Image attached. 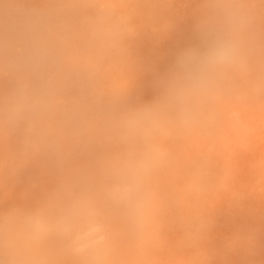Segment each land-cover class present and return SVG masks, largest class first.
Listing matches in <instances>:
<instances>
[{
  "label": "clouds",
  "instance_id": "obj_1",
  "mask_svg": "<svg viewBox=\"0 0 264 264\" xmlns=\"http://www.w3.org/2000/svg\"><path fill=\"white\" fill-rule=\"evenodd\" d=\"M181 0H0V264H231L264 229V0H198L197 42L133 102L134 44ZM187 2V0H183ZM222 207L259 216L219 245Z\"/></svg>",
  "mask_w": 264,
  "mask_h": 264
},
{
  "label": "rangeland",
  "instance_id": "obj_2",
  "mask_svg": "<svg viewBox=\"0 0 264 264\" xmlns=\"http://www.w3.org/2000/svg\"><path fill=\"white\" fill-rule=\"evenodd\" d=\"M197 7L198 0H181L174 5V26L167 35L143 37L135 42L134 48L142 71L133 91V102L152 100L157 92V79L167 72L181 50L197 42L194 31ZM50 179L41 175L38 167L26 170L0 200V209L7 210L14 205L34 203L40 198L42 188L50 183ZM261 223L259 216L248 209L237 212L222 207L214 229V243L219 245L238 226H258ZM229 259L231 264H264V229L259 233L254 256L235 254Z\"/></svg>",
  "mask_w": 264,
  "mask_h": 264
}]
</instances>
